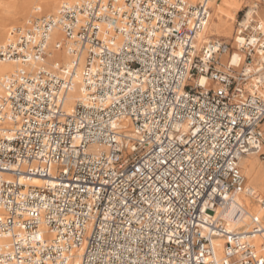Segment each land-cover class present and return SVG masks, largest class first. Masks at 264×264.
I'll use <instances>...</instances> for the list:
<instances>
[{"label": "built area", "instance_id": "1", "mask_svg": "<svg viewBox=\"0 0 264 264\" xmlns=\"http://www.w3.org/2000/svg\"><path fill=\"white\" fill-rule=\"evenodd\" d=\"M41 12L0 44L16 65L0 71V264H264V223L240 197L264 210L241 166L264 156L255 12L236 48L200 43L210 0ZM62 48L68 63L50 58Z\"/></svg>", "mask_w": 264, "mask_h": 264}, {"label": "bare ground", "instance_id": "2", "mask_svg": "<svg viewBox=\"0 0 264 264\" xmlns=\"http://www.w3.org/2000/svg\"><path fill=\"white\" fill-rule=\"evenodd\" d=\"M60 0H0V40L2 38L7 36V33L9 31V28L11 26H15L17 23H21L20 20L28 17L31 12H33V8L35 4L40 6L42 11L45 12H55L57 9V5L59 4ZM212 2V6L214 8L213 10V16L209 20L207 27L202 32L200 36V43H205L208 40H210L214 35L219 34V29L222 26L221 23L224 21H228L227 24L230 25L235 20V9L241 8L242 4L240 0H223V5H226L227 7H223L218 4L216 0H210ZM248 16H251L252 13L256 12L260 17L263 16V11L260 9L258 3H253L252 6L248 9ZM216 22V24H215ZM23 23V22H22ZM210 36V37H209ZM58 37L61 40H64V35L60 33L58 30H55L53 32V38ZM237 37V35H236ZM236 43V42H234ZM1 44V43H0ZM63 51V53L61 52ZM237 52V51H236ZM51 59H58L62 62H69V56L67 55L64 48L60 50H54L51 53ZM16 69V65L12 62H0V71L1 72H11ZM204 78L202 79V82H204ZM256 154V153H250ZM248 156V155H247ZM244 156L243 158L247 157ZM242 158V159H243ZM241 159V161H242ZM247 175L251 180H258V185L249 186L246 185L247 188H252L256 191H264V175L259 173L255 170L253 166L247 167ZM42 179L35 178L33 180V183L35 184H42ZM259 190H258V189ZM241 199L246 203L248 206V210L252 214H257L262 219L263 223V217H264V210H262L258 203L255 202V196H251L247 193L241 194ZM249 221V217L245 216L244 219L239 223V225L246 224ZM223 240H218L217 243L222 244Z\"/></svg>", "mask_w": 264, "mask_h": 264}, {"label": "rangeland", "instance_id": "3", "mask_svg": "<svg viewBox=\"0 0 264 264\" xmlns=\"http://www.w3.org/2000/svg\"><path fill=\"white\" fill-rule=\"evenodd\" d=\"M216 1L218 2L219 5H221L223 7H227L226 5H223L222 4L223 3V0H216ZM240 1H241L242 6L239 9H235V20H234V22L232 24L228 25V26H227V24L229 23L228 21H224L223 23H221L222 26L219 29V34L218 35H214L212 37V38H220V39H223L225 42H227L233 48H236V43H234V42H235V37H236L237 31H238V22L241 21V19L243 18L244 13L246 11H248V9L252 6V4L254 2L259 4V7L263 11V14H264V0H240ZM58 5H57V7H58ZM210 6H211V17H212L213 16V10H214V8L212 6V2H210ZM33 13H34V8H33V12H31V14L28 17H25V18L21 19L20 20L21 23H17L15 26H19V25L25 23L26 20L31 15H33ZM45 13H49V12L42 11L40 13V15L45 14ZM211 17H210V19H211ZM254 18L257 19V21H259V22H261V23L264 24V15L260 17L255 12L254 13ZM215 24H216V22H215ZM12 27L13 26H11L9 28V30ZM5 39H6V37H4V39L2 38V40H0V43L4 42ZM61 52L63 53L62 50H61ZM222 59L226 61L227 60V55L224 56ZM262 129H263V134H264V123L262 124ZM263 151H264V147H263ZM241 166H242V170H243V173L245 175V178H246V180H245L246 185H249V186L256 185L257 186L258 183H259L258 180H253V179L251 180V178H249V176L247 175L246 171L248 169L247 167L253 166L256 171H258L259 173H261V174L264 175V156L263 155H260L259 153L248 155L247 157H245V158L242 159ZM257 193L258 194H263L264 191L260 190V191H257ZM255 202L258 203L256 201V199H255ZM263 220H264V217H263Z\"/></svg>", "mask_w": 264, "mask_h": 264}]
</instances>
